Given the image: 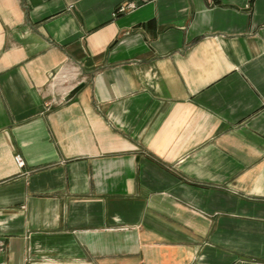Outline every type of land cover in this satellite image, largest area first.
Returning <instances> with one entry per match:
<instances>
[{
	"label": "crops",
	"instance_id": "crops-1",
	"mask_svg": "<svg viewBox=\"0 0 264 264\" xmlns=\"http://www.w3.org/2000/svg\"><path fill=\"white\" fill-rule=\"evenodd\" d=\"M129 1L0 0V264H264V0Z\"/></svg>",
	"mask_w": 264,
	"mask_h": 264
},
{
	"label": "built area",
	"instance_id": "built-area-1",
	"mask_svg": "<svg viewBox=\"0 0 264 264\" xmlns=\"http://www.w3.org/2000/svg\"><path fill=\"white\" fill-rule=\"evenodd\" d=\"M147 0H137V1H129V2H122L119 7L113 12V15H119L120 13H125L127 11L133 10L135 7L138 6L140 2H144ZM15 164L18 167H22L24 164V159L20 154H15L14 156ZM3 244L0 242V250L2 249Z\"/></svg>",
	"mask_w": 264,
	"mask_h": 264
},
{
	"label": "water",
	"instance_id": "water-1",
	"mask_svg": "<svg viewBox=\"0 0 264 264\" xmlns=\"http://www.w3.org/2000/svg\"><path fill=\"white\" fill-rule=\"evenodd\" d=\"M83 84L79 83L78 86H75L71 91L76 93V91L78 90V88H80ZM3 261V255H0V263H2Z\"/></svg>",
	"mask_w": 264,
	"mask_h": 264
},
{
	"label": "rangeland",
	"instance_id": "rangeland-1",
	"mask_svg": "<svg viewBox=\"0 0 264 264\" xmlns=\"http://www.w3.org/2000/svg\"><path fill=\"white\" fill-rule=\"evenodd\" d=\"M75 69L74 68H72V67H69L68 69H65L64 71L66 72V74H67V72H68V74L67 75H69V73H75V71H74Z\"/></svg>",
	"mask_w": 264,
	"mask_h": 264
}]
</instances>
